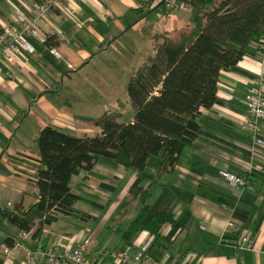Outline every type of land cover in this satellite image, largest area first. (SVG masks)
Masks as SVG:
<instances>
[{
	"label": "crops",
	"instance_id": "1",
	"mask_svg": "<svg viewBox=\"0 0 264 264\" xmlns=\"http://www.w3.org/2000/svg\"><path fill=\"white\" fill-rule=\"evenodd\" d=\"M148 1L55 0L35 20L47 36H57L55 47L29 36L33 50L10 59L0 35V208L24 209L37 200L42 166L37 137L46 126L81 136L99 132L96 121L106 111L123 114L132 108L126 122L133 120L126 89L132 71L154 53L155 35H175L190 16L187 7L167 13L157 9L156 0L144 6ZM36 4L0 0V26L19 15L34 16ZM258 46L261 51L251 46L234 69L222 71L221 102L201 109L200 135L184 147L173 170H167V154L147 161L148 217L169 211L179 227L171 240L163 244L146 230L124 239L140 205L124 214L119 209L136 173L101 156L91 171L71 180L81 197L77 209L90 217L57 216L43 226L40 246L88 242L91 258L105 249L136 253L146 246L144 256L153 264H264V132L259 143L246 127L247 90L252 85L264 90V42ZM226 174L249 182L240 187ZM170 229L165 225L163 235ZM21 233L0 214L1 264H30L25 246L16 244ZM245 233L254 239L252 247L238 245ZM95 264L126 263L98 258Z\"/></svg>",
	"mask_w": 264,
	"mask_h": 264
},
{
	"label": "trees",
	"instance_id": "2",
	"mask_svg": "<svg viewBox=\"0 0 264 264\" xmlns=\"http://www.w3.org/2000/svg\"><path fill=\"white\" fill-rule=\"evenodd\" d=\"M176 1L190 9L188 25L175 35H155L154 53L132 71L126 86L135 111L132 121L123 122L122 113L106 111L96 121L100 131L93 135L77 136L55 126L40 131L37 143L42 166L36 180L37 200L24 209L0 208L3 217L22 231H31L30 238L20 244L39 247L43 226L59 215L90 217L77 209L81 197L71 180L91 171L101 156L136 173L119 209L124 214L133 204L140 205L124 239L146 230L166 244L176 234L179 227L169 211H156L148 217L151 193L143 184L147 180L145 166L150 156L164 153L168 155L167 170H173L184 147L200 135L201 109L221 102L218 82L222 71L234 69L251 52V46L261 51L264 0ZM158 5L157 9L173 12ZM57 39L49 35L47 47H55ZM99 185L108 186L104 182ZM165 225L171 229L163 235ZM6 242L15 245L11 239Z\"/></svg>",
	"mask_w": 264,
	"mask_h": 264
},
{
	"label": "built area",
	"instance_id": "3",
	"mask_svg": "<svg viewBox=\"0 0 264 264\" xmlns=\"http://www.w3.org/2000/svg\"><path fill=\"white\" fill-rule=\"evenodd\" d=\"M157 3L163 4L165 9L169 11H177L185 6L177 3L176 0H156ZM55 3V0H44L37 3L34 9V16L19 15L14 23L4 25L2 37L7 40V45L3 51L6 58L11 56H19L22 50L31 52L32 45L28 41L29 36H36L42 42H45L48 36L36 25V18L49 6ZM63 37L62 34L59 35ZM246 104L248 107V117L246 127L256 142L262 143V133L264 132V90L261 86L252 85L248 88L246 94ZM228 178L236 185L244 187L248 184V180L243 176L228 175ZM31 231H22L19 241L29 239ZM254 239L248 233L241 235L238 239L240 247H252ZM88 242L78 244L76 246L66 247H42L35 249L25 247V259L27 263L34 264H95L96 259H112L121 261L126 264H153L150 258L144 256L146 246L136 253H131L129 248L121 250H101L96 258H91L87 253Z\"/></svg>",
	"mask_w": 264,
	"mask_h": 264
},
{
	"label": "rangeland",
	"instance_id": "4",
	"mask_svg": "<svg viewBox=\"0 0 264 264\" xmlns=\"http://www.w3.org/2000/svg\"><path fill=\"white\" fill-rule=\"evenodd\" d=\"M131 112H132V108H131L130 112H127L126 111L125 113L122 114V120H123V122H126L129 119V116L132 115Z\"/></svg>",
	"mask_w": 264,
	"mask_h": 264
}]
</instances>
